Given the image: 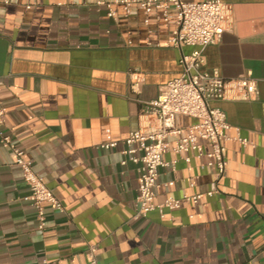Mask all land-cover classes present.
<instances>
[{
  "label": "crops",
  "instance_id": "obj_1",
  "mask_svg": "<svg viewBox=\"0 0 264 264\" xmlns=\"http://www.w3.org/2000/svg\"><path fill=\"white\" fill-rule=\"evenodd\" d=\"M100 1L0 0V130L64 209L44 204L40 230L22 171L0 145V264H89L88 244L97 245L99 264H264V0H220L232 24L203 51L201 71L248 76L258 92L213 103L229 126L225 173L209 165L203 140L189 163L166 152L162 161L177 163L158 169L154 203L214 194L144 219H133L138 172L121 164L122 143L152 125L143 103L179 76L181 56L196 48L166 47L173 8L167 20L152 8L146 23L136 5L128 16L114 6L111 19ZM195 124L175 118L182 136Z\"/></svg>",
  "mask_w": 264,
  "mask_h": 264
},
{
  "label": "built area",
  "instance_id": "obj_2",
  "mask_svg": "<svg viewBox=\"0 0 264 264\" xmlns=\"http://www.w3.org/2000/svg\"><path fill=\"white\" fill-rule=\"evenodd\" d=\"M107 9V17L114 19L120 6L124 15L130 14L133 5L138 6L145 15V22L151 9L161 10L165 20L170 8L175 9V28L166 47L181 49L182 46L196 48L189 55H182L179 61L181 71L178 77L161 86L154 100L143 103L142 113L152 119V125L146 129H138L129 133L123 141L121 154L122 165L131 163L137 167V193L135 197L136 210L133 219H144L150 213L167 209H179L183 202L195 206L204 196H212L210 191L204 194L186 196L182 199H167L161 204H155L154 190L157 188L158 169L163 166L174 168L177 161L170 163L162 161V155L170 152L180 157L185 163L190 162L188 153L199 148L198 139L203 140L209 152V165H213L219 177L226 171V157L223 143L229 138L225 134L228 129L225 113L213 103L225 100H250L257 96L256 82L248 76L225 80L217 71L211 73L201 71L203 51L217 43L222 34L229 30L232 24V9L220 0H205L201 2H183L182 0H114L112 3L100 1ZM27 5L26 9H30ZM139 81L136 79L135 83ZM133 87V86H132ZM177 116L196 121L188 128L186 136L175 126ZM4 111L0 107V127L3 125ZM174 138L173 144L168 139ZM235 140L243 145L248 143L240 138ZM117 143L103 144V149H112ZM0 145L9 149L15 157V165L22 171L23 181L29 189V200L37 212L38 228L44 229V204L52 205L58 211H64L62 204L46 186L42 177L37 174L32 163L24 158L23 150L14 143L11 136L0 130ZM190 187L193 184L190 183ZM97 245L88 244L86 253L89 264H99L96 254ZM42 264H56L43 260Z\"/></svg>",
  "mask_w": 264,
  "mask_h": 264
}]
</instances>
